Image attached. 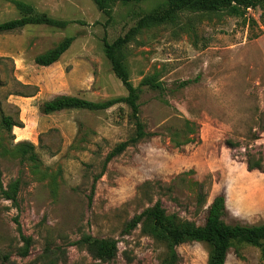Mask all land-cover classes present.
Segmentation results:
<instances>
[{"label":"rangeland","instance_id":"374dc122","mask_svg":"<svg viewBox=\"0 0 264 264\" xmlns=\"http://www.w3.org/2000/svg\"><path fill=\"white\" fill-rule=\"evenodd\" d=\"M64 27L28 25L0 34V264H162L167 249L134 215L161 200L181 222L202 225L215 196L226 198L229 224L264 222V7L245 15L181 11L173 22L143 27L121 56L143 86L140 118L147 136L106 161L135 133L130 106L41 111L58 93L94 101L125 96L104 40L113 42L167 0H117L110 13L93 0H23ZM22 14L0 0V21ZM74 36L53 68L37 54ZM64 55V54H63ZM59 69V72L57 71ZM74 70L72 83L56 76ZM11 116L20 126L9 131ZM20 141L35 145L24 156ZM17 184L16 200L6 197ZM31 237L30 252L18 228ZM114 238L115 258L99 259L85 237ZM176 264H208L210 245L177 246ZM225 264H262L261 249L235 242Z\"/></svg>","mask_w":264,"mask_h":264},{"label":"trees","instance_id":"16d2710c","mask_svg":"<svg viewBox=\"0 0 264 264\" xmlns=\"http://www.w3.org/2000/svg\"><path fill=\"white\" fill-rule=\"evenodd\" d=\"M21 16L6 21H0V34L24 28L28 25H52L58 27L66 26L69 21L56 19L46 13L37 12L36 8L23 0H11ZM97 7L110 13L117 0H93ZM124 2L139 0H122ZM264 7V0H167V4L156 11H152L143 16L138 24L132 27L124 36H120L113 42L104 40V51L112 64L116 76L122 81L128 93L125 96L115 97L102 101H94L73 94H56L51 99L44 101L41 105V111L44 114L54 113L65 109H87L91 111L105 110L113 105L125 102L132 112V118L135 124V133L128 139L121 141L107 156L106 161H110L115 156L121 154L130 145L137 143L140 139L147 136L145 125L140 118L139 98L143 86L154 89H162L161 81H158L155 75H149L142 78L140 84L136 86L130 76L127 65L122 59L121 52L137 32L143 27L151 24H162L164 22H173L178 18L181 11L189 10L195 12H216L225 10L230 14L245 15L249 8ZM75 40L74 36H66L53 48L39 53L35 56L36 64L40 66H50L60 60L63 54L71 47ZM3 122L6 128L11 131L14 126H20L11 116L4 115ZM23 146V155L30 159H36L34 151L35 145L32 142L20 141ZM11 191L6 190L8 199L16 200L17 184ZM226 198L223 194L215 196L208 207L206 221L199 225L195 222L177 219L176 215L167 213L161 200H158L153 206L144 209L136 214L129 221L127 231L135 229L140 223L143 224L156 241L164 243L168 258L164 259L162 264H176L179 260L177 246L192 241H204L210 245L208 264H225L230 249L235 242L247 243L258 247L262 252V264H264V222L257 225L229 224L224 219ZM19 231L25 246L22 247V256H28L30 252L31 237L22 233L21 225L18 224ZM88 244L89 248L99 259L108 261L116 257L118 252V241L114 238H95L85 237L82 241ZM49 264H54L50 260ZM32 264V263H30Z\"/></svg>","mask_w":264,"mask_h":264},{"label":"crops","instance_id":"0c3cea01","mask_svg":"<svg viewBox=\"0 0 264 264\" xmlns=\"http://www.w3.org/2000/svg\"><path fill=\"white\" fill-rule=\"evenodd\" d=\"M69 50H70V48L64 53V55L60 58V60H61L63 57L66 56L65 54H66ZM60 60L57 61V62H55V63H53L52 65H50V66H46V67H48V68H53L54 66H57V64L60 62ZM43 67H45V66H43ZM57 71L59 72V69H58ZM73 75H74V70H73V69H72L70 72L66 73V74H64L63 72H60V75H57V76H56V83H57V85H59V84L65 82V81L71 84V83L73 82V81H72V77H73ZM58 94H60V93H58Z\"/></svg>","mask_w":264,"mask_h":264}]
</instances>
